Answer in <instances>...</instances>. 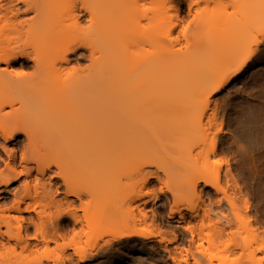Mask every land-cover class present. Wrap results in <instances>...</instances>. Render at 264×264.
Returning <instances> with one entry per match:
<instances>
[{
    "label": "rangeland",
    "instance_id": "1",
    "mask_svg": "<svg viewBox=\"0 0 264 264\" xmlns=\"http://www.w3.org/2000/svg\"><path fill=\"white\" fill-rule=\"evenodd\" d=\"M84 1L86 2L88 0H84ZM190 1L192 4L190 3L191 6L188 7ZM190 1L189 0H109L110 7L112 8V10L115 11L110 27L111 28H113L114 26L124 27L122 28V30L118 35H114L111 38V40H113V42L116 43L117 46H120L121 49L112 50L109 54L103 57L100 56L99 52L96 53L94 55V58H96L97 62L95 63L94 58L93 57L90 58L91 56L89 51L81 48L80 50H78L76 55L68 54L67 55V57L69 58L67 59L68 63L63 64L64 65L63 68L64 67L68 68V66L70 65L68 69L66 68L67 71L66 69H64L63 72L65 71L68 72V70L70 71L74 68L75 70L74 72H77L78 75L83 74L81 73L82 71L88 72L85 71L88 68L87 67L88 65H91L89 66L91 69L94 68L95 70L94 73L95 72L98 73L101 72V70H103L106 65L110 66V65L118 64L116 68V74L119 77H124L126 79L132 78L127 85H124L121 88L118 85L112 86L110 88H105L101 86L97 90L96 95H100L105 92L108 94H114L121 89H124L130 93H138L144 89H148L149 91H154L158 89L161 93L160 95H162V99H164L165 96L168 94V92L175 93L182 90L181 87L182 85L178 83V79H177V76L179 74H184L185 72H190L194 74L191 77L192 80L190 84L192 86L196 84L199 87L207 86L206 83L212 80L211 75L214 74L211 72L212 70H214L215 73L221 72L223 74L222 76H229L225 86L219 92L215 94H211L210 97L208 98L209 100L208 107L209 105L211 107L205 110L206 114L204 113L203 116L204 118H202V120L206 119L205 121L207 122V119L210 118V117L208 118L207 115H209L212 112L211 110L214 108V105L216 104L217 107L214 108V109L217 108V110L214 111L216 113V116L214 115L215 117H213L215 120L211 118V120L213 121L211 122L212 125L210 124L207 125V123H209L211 120L207 123L203 121L204 123L202 122L203 125L201 124L202 126L200 125V127L196 125L193 127L192 124L191 125L192 127H187L183 129L182 132L179 131L180 134L178 136H175L173 134L176 132V131L173 132L174 128H172L173 130L171 131V126L172 124L176 123V121L180 122V120H182L185 116L189 117V115H193L196 113L195 111L196 104L198 102H201V100H203L204 98L203 97L204 93L205 92L207 93V91L200 92L199 90L201 89H199L198 90L199 93L197 95L195 92H194L195 94H193L196 96L192 98L190 97L189 99V97L185 94V96L188 97L186 100L185 99L180 100L179 98H177L175 102L172 103L170 106L165 105L166 109L163 110L161 109L158 110L155 107L156 105L154 106V104H152L150 108L146 110L143 117V119L145 118L144 120H147L144 122L151 123L150 128L152 129L148 128L150 129V131L146 128V131L144 130V133L140 131V133H138L137 136H133L123 142L118 141V139L114 137L105 136L101 132L98 133V139H97L98 146L102 147L104 145L105 146L107 145V149L110 148L109 150H112L111 148H116V149L118 148V150L117 151L116 149L112 150V151H116V153L112 158V160L109 162L110 168L104 163L110 169L107 171L109 172L108 176L112 178V185L106 187L105 185L104 186L101 185L100 184L101 182L99 181L100 182L99 183L100 186H99L98 183L96 182L97 184L95 185L97 186L93 185L95 187L93 188L95 189V192L94 191L91 192L92 188L89 191L91 192V195L92 193H95L96 195L95 197H98L99 199L94 198L93 197L94 195L89 197H87L88 195H86L87 198L86 203L87 202L90 203V204L87 203L88 205L87 210L90 207V209L91 208L93 209L92 211L93 213L94 212L93 207L98 206L97 203L100 205L101 203L102 205H105L109 200L111 201L112 199H114V201L112 202H116L118 199H120L119 203H121V201L124 200L123 197L131 201V202L126 201L127 203H129V205H131V207L132 204L135 205L136 203L137 205V203L144 201L145 204L142 205V207L144 208V212L146 213L147 216L145 223H140L138 219H136L139 218V214L136 209H133L132 214H131L132 211L130 213L129 211H127L128 213L127 212L123 213L125 216L121 215L122 218L120 217L125 221L124 225L126 227L124 225H119L120 219L118 215L117 216L115 215L116 216L115 218L114 217L112 218L111 216L107 221V225L111 231H114L115 229H119V228L130 227V224L131 227L137 225V227L136 226L134 227L136 229L147 227L154 232V233L152 232L153 237L150 236L147 238H141L138 236L137 237L130 236L132 239L131 238L128 239V237H124L126 238V241H124L125 239L121 237L123 238V240L121 238H119L118 240L113 239L112 240L113 243L111 242L110 245L107 246L102 245V243L107 240L105 238L110 239L109 238L110 235L108 237L105 235V233L104 235H102L103 234L102 226L104 227L105 224L104 221L102 222L100 218L99 219L97 218V220H95L96 221L95 225L97 226V223H99V225L97 227H95V225L93 226L95 228L100 227L101 230L100 234L98 233L100 231L98 230L99 228L96 230L97 233L96 232L93 233L95 231V228H93L92 226L90 228V231L88 230V228L84 229V233L89 231L90 234L87 233L85 235L83 233V235L81 234L79 239L78 238L74 239L72 246H68V248L64 247L63 250L64 252L62 253H65V255L69 257L68 260H70V261L68 260L65 261L67 257L66 256L63 257V255L61 254V249H58L59 247H57V245H59L58 243L62 244L64 241L65 243L69 242V240L72 237L73 231L71 228L70 219H68V217L66 216H63L61 218L62 220L60 221V223L63 226V232L65 233V237H66L64 238V241L58 239V242L56 243L50 242L49 244H47V246H44V244L42 245L40 242H38L41 236L36 235L35 237L36 239L33 237L35 235L34 232L35 230L33 226L30 224L31 220L37 221L38 215H40V217L42 218L43 221H45V223L49 222V215L55 213L56 210L55 208H51V206L47 205L46 203H48L49 200L47 201L48 198L45 197L46 198L45 199L43 197L45 195L44 192H46L45 189L48 188L49 186L48 182H50L52 186L58 184L62 185V186L58 185L60 187L58 188L54 197L55 200L60 202L62 201L61 203L64 204L62 209L63 208L66 209V205H65L66 199L72 201L74 200L75 201L73 204L74 206L78 205V200H75V198L72 196H66L67 198L66 199L64 198L65 197L64 187L67 188L68 184L67 186L66 185L64 186L62 184L61 178H59L60 176L59 177L56 176V173H59L57 171L60 170L61 176H62V172L63 173L65 172L66 174L64 173L63 175L68 179V182H72V185L74 186L79 187L78 185L80 184L81 186V183L83 182L79 183L80 182L79 180L78 183L75 182L77 180H75V178L72 175L73 174L72 171L74 170H72L73 168L71 169L70 166L71 163L69 162L70 159H68V161L64 164L63 171L62 168L58 169L59 167H55L54 165L50 166L49 169L46 167L50 156L48 149L49 147H46V144H43L46 140L45 141L43 140L44 142L42 141L41 143V146L43 144L45 148L41 147L42 150H40L38 154L29 156V154L27 153L28 155L27 158L30 159L29 161L30 163L29 162L27 164H25L24 162L20 163L21 162L20 155L22 153V150H24L22 146L26 145L27 141L25 139L26 136L22 132H18L15 140L9 142H4L0 138V159H1L0 161H3L0 162V180L5 177L11 178L12 175L18 173L17 174L18 176L14 178V180H12L10 184L4 185L0 183V230H3L4 232V230L6 229L9 230V228L11 229L13 228L12 232L13 230L15 232L17 225L20 224L19 226H21L20 230L22 235L29 236L30 240L28 238L27 240L29 241L30 244L31 243L32 244L28 246L29 247L27 248L28 251H25L22 250L20 246L14 245L15 244L14 240H8V237H6L7 235L0 234V243H4V245L6 244L10 247L15 246L14 248L15 252L13 251L14 257H12L13 252L12 253L10 252L11 256L6 255L8 253L7 252L8 248L6 249L7 252V253L5 252L6 254L4 253L3 250H1L2 248H0V264H53L54 263L52 261L54 258L53 255H55L56 252L62 255V257L64 258V262H58L55 264H62V263L63 264H97V263L117 264L116 257L121 254V251L123 254H125L126 251L129 252L128 250L131 249L129 247H132L133 246L132 244H134V246H136L139 249H143L142 251H146V252L149 251L148 248H150L151 253L153 255L156 253L154 255V258L156 259L158 252L157 248L160 249L161 247L160 245L162 243L159 242L161 237L165 239L171 238L169 240H172V242L170 243L171 245L168 244V247L170 248V250L176 251L178 257L183 258V256L186 257L185 255L191 256L190 253L191 248H192L191 249L192 254L195 255L196 241L197 242L199 241L197 239L196 234H194L195 235L194 241H192L191 233H189V230L185 229L184 226L185 223L188 221H191V225L195 224L194 219L190 217L191 216L190 214H193L192 212L196 214L194 209L197 211V214H199L200 216L203 214L204 211L210 209V212L207 211V213L209 212L208 214L210 215L209 218L212 217L211 222L214 221L213 219L219 217L218 220L217 219L216 220L218 221V223L219 221L221 223V221L223 222L224 219L226 220L231 217L230 218L231 220L230 219L228 220L230 221V224L232 223V221H233L232 224L238 222L239 225V223H241V221H238V219L234 217L235 215H233V217L231 216L232 214H236V212L235 210H233L235 212L234 213L231 210V207L229 208L230 205L225 201L226 197L225 199L224 198L222 199V197H224L222 193L215 192V190L210 186L211 184H205L206 181H210L211 183L215 179H217L216 181L218 185L221 186L223 189H225L226 194H228L231 197V199L235 201L233 202L237 204L238 206L237 209L239 210L241 209L240 210L241 215L245 217V219L247 218L250 220L251 226L253 227V229L256 230L255 231L256 233L254 232V236H256L258 232H259L258 233L259 238L261 236H264V0H190ZM104 2L105 0H89L88 4L92 3L90 4V6L94 5V7L96 6L95 7L96 9H100L102 3ZM78 3H80L82 7H84L83 3L80 2V0ZM77 5L78 6H76L75 9L78 8L79 10L78 9L75 10L76 11L75 15L77 16V14L79 13L77 19L78 20L80 19L79 20L80 25L82 24L80 27L83 29H85V27L86 29H90V27L88 28L87 26H89V23H91L93 20H90V22L88 23L90 15L89 12H87L88 11L87 7H86L87 11L85 10L87 12L86 13L84 11V8L79 7L81 5L79 4ZM65 7H66L65 9L68 8L67 6ZM57 11H59V9ZM61 11L63 10L61 9ZM69 11L71 12L70 9ZM63 12L61 14L62 16L65 12L67 14V10H65L64 13ZM99 14L101 16L102 13ZM64 19L66 20V18ZM86 29L85 31L82 30L81 32H86L87 31ZM90 32L91 31L89 30L88 34H90ZM86 33H83L82 38H84L86 42H92L97 46L102 45L107 39H109V37L108 38L106 37L105 30L96 33L91 32V35H87ZM44 37L45 36L43 35H36V34L29 35V39H33V38L43 39ZM78 37L82 39L80 35ZM59 41H61V38L58 39V42ZM85 50L88 51V53ZM86 55L87 57H85ZM131 56L134 58L132 59ZM92 60L94 63L90 62ZM133 62H134V66H132ZM243 62H245L243 67L236 71V69ZM19 63L20 64L23 63L24 67H21ZM32 64L33 63H31V61L25 63L24 59H19L17 62H12L9 64V66H6L3 63L0 64L1 67H6L7 70L9 71V72L7 71L9 75L6 73L8 75L6 76L8 86L10 82L14 81L12 82V84L10 83V85H12V88L11 87L10 88L11 89L14 88L15 92L17 91V93H19L18 96L20 94L22 95L19 96L20 98L18 97L19 99H22L23 97L25 100H27L28 97V99L33 101V99H31V96L30 98L29 96H27L30 92L31 94L36 93L37 95L39 94V92L40 94L43 92L42 94L44 98L47 95L45 99L46 103L47 101L49 102V100L52 103L53 102L52 99L56 101L55 98V94L57 95L55 88L56 85H54V89L53 87H48L49 85L46 84L45 75L43 76L42 72L39 73L33 70ZM77 67H80L82 69V71L79 69L80 73L78 72ZM204 67L208 71L207 73L205 72L206 74H202V69ZM200 69H201V73H199ZM18 75H21V77L22 75H26V76L29 75L27 82L23 81L24 84L23 83L18 84L17 82L18 81L21 82L20 81L21 79L15 82V79L13 80V78H17V77L19 78ZM62 75H64L63 77H65L66 75H70V74L65 73ZM24 79L25 78L23 77V80ZM219 80H221V78ZM13 84L15 85V87L13 86ZM212 84H214V82ZM23 88H25L28 91H30L31 89V91L27 94L26 91H23L24 90ZM37 88L39 89L36 90ZM48 88L51 89L49 93H48L49 90ZM191 88L192 87H188L186 91L188 92L189 90H191ZM40 89L44 91L41 92ZM52 89L54 91H52ZM21 90L22 93L19 92ZM205 90L208 89L206 88ZM33 91L35 93H33ZM24 93L26 94V97ZM40 97L42 98V95H40ZM72 97L65 99H63L64 97H62L61 99L58 98L57 99L58 102L54 101L55 103L53 102V105L51 103L46 104V105L50 104V107L55 106L54 108H49V106L48 107L44 106L45 103L43 104L41 102L43 104V107L45 108L47 107L48 109H45L42 112L39 110L40 114L38 116L36 115L37 117L33 112L32 114L34 115V118H32L33 117L32 116L30 118L32 120L27 119L30 122L28 121L25 122H27V125L32 127L33 130L34 129L35 130L42 129V131L46 130L43 126L49 121L51 123L54 121V117L52 118L51 116H55L56 118V115L53 114L58 113L62 109L69 110L71 108L72 110L76 108V107L74 108V106H78L77 104L79 102L77 103L76 101L82 98L76 97L77 98L76 100L75 96ZM47 98L49 100H47ZM45 100L43 99V101ZM59 100H63V101H59ZM17 101L20 102V100ZM17 101H15L16 103L13 104V106H7V105L3 107L0 106V115L2 114L3 116L5 115L6 117L12 116L11 114L7 115L6 113L11 112L13 110V107L22 108L21 111L19 110L20 113L19 116H21V112H23L24 114H28L27 112L25 113V110H27V107H29V105H26V108L24 110L22 105L23 103L20 105V103H18ZM41 103H39V105ZM30 106H31L30 108H32V106L34 107V105L32 104H30ZM143 106L144 103L141 100H135L133 102H129L127 106V111L130 112L134 108H136L137 110L142 109ZM209 110L211 111L210 113L208 112ZM24 114H22V117L20 118L24 119L26 117ZM119 117L120 115L116 113L108 114L102 119V121L113 122L118 120ZM9 118L6 119L9 120ZM18 121H20V119ZM49 124L50 123H48V125ZM38 134H40V131L38 132ZM39 136L37 135L36 137ZM42 137L44 138L43 135ZM213 140H215L214 153L206 155L207 154L206 150H208ZM47 144L49 143L47 142ZM1 146H4L5 150H3V148L1 149ZM46 148L48 149V152ZM11 153L13 156L11 155ZM8 154L11 155V159L14 158L13 159L14 162L10 158H9L10 160L8 159L7 157ZM189 157L195 158L196 162L194 159L191 158L190 161L191 160L194 161L190 162L188 160ZM39 159L41 160L40 163L41 166L39 164L40 167H38L36 163V161ZM7 161H9V163L13 162L10 165H13L15 173L14 172L12 173L10 171L11 173L8 174L9 169L4 167L5 166L4 164ZM184 161H188V162L183 164ZM206 161L207 163L204 165L206 167L204 168L202 164L203 162ZM104 164L99 163V166L103 168L105 166ZM195 164H199L203 168L199 169L200 167L199 168L196 167ZM21 165L22 166L26 165L28 169L26 170L23 169ZM26 171L28 172L27 174L25 173ZM102 171H104V169H102ZM102 171L100 170V172L98 173L99 175L97 174L100 178L103 177ZM142 172L143 173L150 172L155 174L157 173L158 178L152 177L148 180V182L142 185L141 175H144ZM98 178L97 180H100ZM102 179L103 178H101V180ZM194 179L195 180L197 179L196 181L197 183L193 187L192 183L195 182ZM220 194H222L223 196H221ZM92 198H94V201L98 200L99 202L95 201L97 202L95 205V203H93L94 201L91 202ZM34 199L37 200V204H38V205L36 204L37 206L35 205L36 208L38 206L41 207V208H37L36 211L39 213L40 210L41 214L40 213L38 214L33 210L35 212L34 213L31 210L33 208H30L28 211H21L20 209L21 211V212L19 211L20 213L11 210H9L8 212V210L6 211V209L5 211L3 209L2 211L1 209L2 207L6 208L7 206V208H9L12 207L13 204L15 205L19 203L18 206L23 210L26 203L23 204L22 201L24 202L26 201L28 203L30 201L34 202L35 201ZM176 203L178 204L175 206V208L181 207L179 211L184 216V220H185L184 222H180L178 220V214L176 213L173 216H171V218H169L168 216L170 210H172V208L175 209L174 205ZM181 203L182 206H180ZM39 204L41 205L46 204L47 208ZM100 205L99 207L102 206ZM190 208L193 211H191ZM202 210L204 211L201 212ZM118 212L120 213V211ZM87 213L91 214L89 210L87 211ZM220 216H222V219H220ZM132 218L135 220L133 221ZM233 219H236L237 222H235ZM123 220L121 221L123 222ZM50 221H54V220L52 219ZM99 221H101V223ZM132 221L134 223L137 222V224L133 225L131 223ZM68 222L70 223L68 224ZM127 223L129 224V226L126 225ZM210 223L208 224L212 225L214 222H212L211 224ZM110 225L111 226L116 225V226H114L115 228L114 227L111 228ZM236 225H232V227H229L230 230L228 229V227H226L225 232L231 230H235L236 232L237 229L233 228V226L235 227ZM241 226H245V225L240 224V226H237L236 228L239 227L241 228ZM240 228L238 229L239 231L237 230L238 233L236 232L237 237H235L236 235L233 236L235 234L234 231H233L234 234H231L230 232L228 233L223 232L225 233L224 235L222 233L223 237L222 236L218 237L219 235L218 236L213 235L215 233H212L211 229H209L211 231V237L216 236L220 241L218 240L219 242H217L216 241L217 238H215L216 240L214 239L217 243L213 240L214 241L213 243L216 244L215 247L213 246L214 244L208 245L209 243L205 241L206 239L203 240L201 242V244L203 245L202 247L203 251L202 250L201 251L203 253H199L196 250V253L200 254V255L196 254L197 256H199L198 257L199 260L205 263L207 262L208 264L209 262L210 264H231V263L233 264V262H231L230 259H233V261L236 260L237 259L236 254L238 252H241V250H243L245 255L240 253L241 256L243 255L244 257L239 261L237 260L239 263L236 262V264L237 263L264 264V250H262L263 252L256 250L257 243H255V240L253 241L252 239V237L254 238L252 234L253 232H251L250 228L246 229V227H242L241 228L242 231L240 230ZM244 229H246V231L247 230L250 231L252 235L248 234L249 232H245ZM227 234L228 236L226 237ZM230 235H232L231 238L235 237L237 241L238 240L240 241L239 243L240 245L238 244L236 245L238 247L242 246L240 247L241 249L230 245L232 243H230L229 245L227 244ZM94 236L95 238L96 236L97 237L100 236V237L95 239ZM257 237L256 240H258ZM138 239L140 241L145 239L144 240L145 242L144 241L139 242ZM115 240L117 242H114ZM130 241L132 242V244L127 243ZM133 241L136 243H134ZM244 241L249 243L247 244L248 247L245 245ZM241 242L244 243L243 244L244 247H247L244 248L245 250L243 249V245H241ZM34 243L36 244L39 243L38 246H36L38 248L33 246L36 245ZM116 243L117 245H115ZM125 243L128 245H126ZM144 243L145 246L147 245L148 247L147 246L145 247ZM225 244L228 245L227 248L231 252L233 251L235 254L232 253L229 254L230 251L228 252V249L227 251H225L223 249V247L225 248ZM96 245L97 246L99 245L98 246L99 249ZM74 246L76 249L79 248L77 249L79 252L83 251L84 253L85 251V253L88 256L90 252L93 254L96 252L98 255L96 253L95 254L97 256L95 254H94L95 256L93 254H90L91 256L93 255V257L90 258L89 256L86 260L80 261L77 254L73 252ZM95 246L97 247L96 249L97 251L95 250ZM229 246H231L230 247L231 249L234 250L236 249V250L235 251L231 250ZM103 247H105L104 248L105 250L103 249ZM114 247L116 248L114 249ZM189 247H190L189 250L186 249ZM93 248L95 250L94 252H92ZM101 249L107 251L106 253L108 254L105 255V252ZM185 249L189 251V254L184 253ZM253 249H254V255L252 256L251 254L248 253H251L249 251ZM109 250H112L111 253ZM222 250H224L226 253H224V251ZM2 251L3 254H1ZM180 251H183L182 252L183 254L180 253ZM114 253L118 255L116 256ZM99 254L101 257L99 256ZM225 254L226 257L225 256L220 257ZM196 255L195 257H197ZM202 255L207 258L203 257ZM47 256L53 257L50 258V260L52 259L51 260L52 263L50 260L47 259L48 258ZM107 256L109 257L108 259L106 258ZM190 256L186 257L187 259L186 263L195 264L191 262L193 260H192V256L191 257ZM201 256L205 259H202ZM250 256H252V258L254 257L253 259H251L252 261L249 259L251 258ZM4 257L6 260L4 259ZM219 257L222 258V260L224 261L220 260ZM228 257L229 259L227 260L226 258ZM105 258L107 262L105 261ZM112 260L113 262H111ZM160 262L162 261H158L156 263L161 264ZM162 263L172 264L173 262L170 259L165 258Z\"/></svg>",
    "mask_w": 264,
    "mask_h": 264
},
{
    "label": "bare ground",
    "instance_id": "2",
    "mask_svg": "<svg viewBox=\"0 0 264 264\" xmlns=\"http://www.w3.org/2000/svg\"><path fill=\"white\" fill-rule=\"evenodd\" d=\"M78 2H79V0H0V64L3 63L6 66H9L10 63L17 62L19 59H24L25 63L28 62V61H31V63H33L32 64L33 65L32 66L33 70H35V71H37L39 73L42 72L43 76L45 75L46 84L49 85L48 87H53V89H54V85H56V87H55L56 88V92H57V95L55 94L56 101L50 97L53 100V102L54 101L58 102L57 99L58 98L61 99L62 97H64L63 99L69 98V97L71 98L72 96H75V98L76 97L82 98V99H80V100L78 99V101H76L77 103L79 102L78 104L75 102L78 105V106H74V108L76 107L75 109L71 110V108H70L71 105H70V107H69L70 109L69 110L67 109L68 107L66 108L67 110H65V109L61 110L62 112L64 111L63 114H62L61 111H59L56 114H53V115H56L57 119L55 118V116H51L52 118L54 117V121L52 119L53 122L51 123L49 121L50 118L48 119L49 122H47L43 126L46 130H43V131H42V129H37V130L34 129L33 130V128L28 126L27 122H25V121L30 122L27 119H30L32 116H33L32 118H34V115L32 113L34 112L35 116L36 115L38 116L40 114L39 112L40 111L42 112L43 110L48 109L47 108L48 106H49V108H54L55 106L54 107H50V104L46 105L47 103H51V102L47 98V100H49V102L47 101V103H46L45 99H46L47 95L44 98V96L42 94L43 93L42 91H44V90L40 89L41 92H42L41 94L39 92V94L42 95V98L40 97L39 94L37 95L34 92V91L38 90L39 88H37L36 90L33 91V93H35V94H31V92H30L31 89H30V91H28L25 88H23L24 89L23 91H26L27 94L30 92L29 94H31V95L28 94L27 96H29V98L31 96V99H33V101L28 99V97H27V100H25L22 97V99H23V102H22V99H19L20 98L19 96L21 94L18 96L19 93H17V91L15 92L14 88L11 89L12 85H10V83L12 84V82H14V81L10 82L9 86H8V82H7V79H6L7 77L6 76L9 75V73H8L9 71L7 70L6 67H1L0 66V106H2V107L6 106V105L7 106H13V104H15L16 103L15 101H17V100H20V102L17 101L18 103H20V105L23 103L22 105H23V109L24 110L26 108V105H29V107H27V110H25V113L27 112L28 114H24L23 112H21V116H19L20 115L19 110L21 111L22 108L20 107L21 108L20 109L19 107L18 108H14L13 107V110H12L13 112L11 111V112L6 113L7 115L11 114L12 116H7L6 117L5 115L4 116L2 114L0 115V138L4 142H9V141L15 140L18 132H22L26 136L25 139L27 141L26 142L27 144L25 143L26 145L22 146L24 150H22V153L20 155V161H21L20 163L24 162L25 164H27L30 161V159L27 158V156H28L27 153L29 154V156L38 154L40 152V150H42L41 147L45 148V146L43 144H46V147H49L48 149H49V154H50L46 167L49 169L50 166L54 165L55 167H59L58 169L62 168V171H63L64 164L68 161V159H70L69 162L71 163L70 164L71 169L73 168L72 170H74V171H72L73 172L72 175L75 178V180H77L75 182L78 183V180H79L80 181L79 183L83 182L86 185L85 186L83 183H81V186H80V184L78 185L79 187L74 186V185H72V182H68V179L63 175L65 172L64 173L62 172V176H63L62 177L60 170L57 171L59 173H56V176L57 177L60 176L59 178H61L62 184L64 186L65 185L67 186V184H68L67 188L64 187V194H65L64 198L66 199L67 198L66 196H72V197L75 198V200H78V205L74 206L73 205L74 202H75L74 200L72 201V200L66 199L65 200L66 209H64V208L62 209V207L64 205V204L61 203L62 201L61 202L57 201L54 198L55 197V193L57 192L58 188L60 187L58 185H61V184L55 185L56 186L55 187V186H52L50 184V182H48L49 186H48V188L45 189L46 192H44L45 195L43 197L44 198L47 197L48 198L47 201L48 200L49 201L46 204L51 206V208H55L56 210H55V213L49 215V222H46V223H45V221L42 220L40 215H38L39 213L41 214L40 210L38 209L39 213L36 211L37 208H41V207L38 206L36 208V206L38 204H37V200H35V199L34 200L36 202L33 200L34 202L30 201L28 203L26 201L24 202V201L21 200L23 202V204L26 203L25 207L23 208V210H22V208H20L18 206L19 203L15 204V205L13 204L14 206L12 205V207H9V208H7V206L4 204L6 206V208L5 207L3 208L1 206L2 207L1 209H2V211H3V209H4V211L6 209V211L8 210V212H9V210H11V211H15L17 213H20L21 211H28L30 208H33L31 210L32 211L34 210L35 212L38 213V214H36V215H38V220L37 221H32L31 220V222H30V224L33 226V228L35 230L34 231L35 235L33 237L35 238L36 235L41 236V238H40V240L38 242H40L42 245L44 244V246H47V244H49L50 242L56 243V242H58V239L64 241V238H66V237H65V233L63 232V226L61 225L60 221L62 220L61 218L63 216L68 217V219H70V221H71V228H72V231H73L72 237L69 240V242L65 243V241H64L62 244L61 243H58L59 245L56 244L57 247H59L58 249H61V254L63 255V257H65V256L67 257V259L65 258L66 259L65 261H67L69 259V257L67 255H65V253H62V252H64L63 251L64 247L68 248V246H72L73 242H74V239L75 238L79 239L81 234L83 235L84 229L88 228V230L90 231L91 226L93 228L97 227L99 225V223H97V226L95 225V222H96L95 220H97V218L98 219L100 218V220L102 222L104 221V224H105L104 227L102 226V232H103L102 235H104V233H105V235L107 237L110 235V237H109L110 239L105 238L107 240L104 241L102 243V245H105V246L110 245L113 239L118 240L121 237H123V238L124 237H128V239L131 238L130 236H136V237L138 236V237H141V238H147V237H150V236L153 237V233L154 232L152 230H150L149 228L145 227V228L136 229L134 227L135 226L137 227V225H135L134 227H131V224H130V227L125 228L126 227L124 225L125 221L123 219H121L122 216L124 215L123 213H126L127 211H129V213H130L132 211L131 212V214H132L133 213V209H136L138 214H139V218H136V219H138V221L140 223H145V220L147 219V216H146V213L144 212V208L142 207V205L145 204L144 201H142L140 203H137V205H136V203H135V205L132 204V207H131V205H129V203L126 202V201H128V202H131V201H129L125 197H123L124 200H122V197H121V200H122L121 203H119L120 199L117 200L118 203H117L116 200H115L116 202H112V201H114V199H112L111 201L109 200L106 204L104 203L105 205H102V203L100 202L102 206L100 204H98L97 202H95V201H98V200L94 201V198H98V197H95L96 196L95 193H92V195H91V192H93V191L95 192V189H93V188H95L94 186H97L95 184L98 183V185H99V183L101 182L100 184L103 185V186L105 185L106 187L112 185V178H110V176H108L109 172L107 170H110L109 169L110 168V166H109L110 163L109 162L112 160V158L114 157L116 151L118 150V148L117 149L116 148H111L112 150L116 149V151L109 150L110 148L108 147L109 149H107V145L106 146L104 145L105 147L104 146H102V147L98 146V143H97L98 133L101 132L105 136H111V137H114V138L118 139V141L123 142V141H125V140H127V139H129V138H131L133 136H137V134L140 133V131L144 133V130L146 131V128L148 129V128L151 127L150 126L151 123L144 122V121H147V120H144L145 118L143 119V117H144V113L146 112V110L149 109L152 104H154V106L156 105L155 107L158 110H160V109L163 110V109H166L165 108L166 106H170L172 103H174L177 98H179L180 100H183V99L186 100L188 97L190 99V97L192 98V97L196 96L199 93V91L200 92L201 91H204V92L207 91V93L206 92L204 93L203 100H201V102H198L196 104V107H195L196 108L195 109L196 113L193 114L194 116L193 115H189L190 118L192 117L191 119L188 116H185V117L183 116L184 118L182 120H180V122L176 121V123H174V124L178 123L177 125L172 124L171 131L173 130L172 128H174L173 132H175V131L176 132L173 133V134L175 136H178L180 134L179 131L182 132L183 129H185L187 127H192L191 126L192 124H193V127L195 125L200 127L202 122L206 120V119L202 120V118H204L203 116H204L205 110L208 109L209 107H211L210 105L208 107V102H209L208 98L210 97L211 94H215V93L219 92L225 86L226 82L228 81V77H229V76H222L223 74L221 72H216L215 73L214 70H212L211 72L214 73V74L211 75V79L212 80L210 79L211 81L210 82L208 81L209 83L208 82L206 83L207 86H205V87L204 86H200L199 87V86H197L195 84L194 85L195 87H194V86H192L190 84L191 80H192L191 77L194 74H192L190 72H185L184 74H179L177 76V79H178V83L182 85L181 86L182 90H180L178 92H175V93L174 92L173 93L172 92H170V93L168 92V94L165 96L164 99H162V95H160L161 93H160V91L158 89H156L154 91H149L148 89H144V90H142V91H140L138 93H130V92L124 90V89H121V90H119L118 92H116L114 94H108V93L105 92L103 94L96 95L97 94V90L101 86L105 87V88H110L112 86L118 85L121 88L122 86L127 85L129 83V81H131L132 78L131 79L130 78L126 79L124 77H119L116 74V68H117L118 64H114V65H110V66L106 65L104 67V69L101 70V72H98V73L97 72L94 73V71H95L94 68L92 67L93 69H91L89 67L91 65L87 66L89 69L87 67H86L87 69L83 68V69H86L85 71H88V72H84V71H82V69L80 67H77L78 68V72L80 73V70H81L82 71L81 73H83V74H79V75H78L77 72H74L75 71L74 68L72 70H70V71L68 70V72L72 71L71 72L72 75H71V73L66 72L70 65L68 64L69 66H68V68L66 67L67 68L66 69L65 67L63 68V66H64L63 64L64 63H66V64L68 63V61H67V59H69L67 57L68 54L76 55L78 50H80L81 48L86 49V50L89 51L90 56H91L90 58H92V57L94 58V55L96 53H98V52H99L100 56L103 57V56H106L107 54H109L112 50H120L121 47L117 46V44L114 43L113 40H111V38L114 35H118L120 33V31L122 30V28H124V27H118V26H114L113 28L110 27V24H111V21L113 19L114 14H115V11L112 10V8L110 7L109 0H105V2L102 3L100 9H96L95 8L96 6L94 7V5L90 6V4H92V3L88 4L89 0L86 1L88 6L86 5V2L84 0H80V2L83 3L84 7H82V5L80 3H78ZM190 3H191V1L189 2L188 7L191 6L192 3L191 4ZM77 4L81 5L79 7L84 8V11L86 10V7H87L88 11L87 10L86 11L89 12V15H90L88 23L90 22V20L94 21V22L92 21L93 24L91 22V23H89V26H87L88 28L90 27V29H86V27H85V29L87 30L86 31L87 33L86 32H81L82 30L85 31V29L80 27L82 24L80 25V21H79L80 19L79 20L77 19V16H78L79 13L77 14V16L75 15L76 14L75 10L78 9V8L75 9V7L78 6ZM65 6H67L68 8L65 9L66 8ZM58 9H59V11H57ZM61 9L64 12H65V10H67V14H66V12L64 13L63 11H61ZM69 9L71 10V12L69 11ZM60 11H61V14H62V12L64 13L63 16L64 15H66V16L63 17L60 14ZM99 13H102L101 16H100ZM68 15H69L70 19L68 18ZM62 18H63V21H65V22L62 21ZM64 18H66V20ZM64 23H67V24H64ZM90 24H92V25H90ZM89 30L92 33H96V32L105 30L106 37L107 38L109 37V39H107L100 46H97V45L93 44L92 42H86L84 40V38H82V35H83V33H86L87 35H91V32H90V34H88ZM31 34L43 35L45 37L43 39H38V38L29 39V35H31ZM79 35L84 41L78 37ZM60 38H61V41L58 42V39H60ZM88 51H86V52L88 53ZM83 56H84V54H83ZM85 57H87V55ZM131 58L133 59L134 57L131 56ZM94 60H95L94 62L96 63L97 62L96 58H94ZM90 62L94 63L93 60L90 61ZM244 63L245 62H243L236 69V71L241 69L243 67ZM20 66L24 67V64L21 63ZM77 66H79V65H77ZM132 66H134V62L132 63ZM64 69H66L65 72H63ZM205 72L207 73L208 71L204 67L202 69V74H206ZM33 73H34V71H33ZM65 73L70 74V75H66L65 77H63L64 75H62V74H65ZM199 73H201V69L199 70ZM218 75L221 76V77H219ZM10 76H12V75H10ZM18 76H19V78L18 77L17 78H13L12 77L13 80L15 79V82H17L18 80L21 79L20 80L21 82H19V81L17 82L18 84L23 83V81L27 82L28 77H29V75L28 76L22 75V77H21V75H18ZM23 77L25 78L24 80H23ZM26 77H27V79H26ZM220 78H221V80H219ZM213 82H214V84H212ZM215 82H216V84H215ZM51 85H53V86H51ZM13 86L15 87L14 84H13ZM188 87H192L193 90L191 88V90H189L187 92L186 90H187ZM206 88L208 90H205ZM45 89H47V88H45ZM48 89H49L48 90V93H49L51 89L50 88H48ZM53 89H52V91H54ZM199 89H201V90H199ZM11 90H14V91H11ZM181 91L182 92L184 91V92L182 93ZM13 92H15V93H13ZM19 92L22 93V90L19 91ZM194 92L196 93V95H193V94H195ZM44 93H46V92H44ZM48 93H46V94H48ZM185 94L188 97L185 96ZM32 95H34V96H32ZM25 97H26V94H25ZM39 97L41 98V100H40ZM72 98H74V97H72ZM43 99L45 101H43ZM76 100H77V98H76ZM135 100H141L144 103L143 108L142 109H138V110L136 108H134V109H132V111L128 112L127 111V106L129 104V102H133ZM34 101H35L36 104L34 103ZM59 101H63V100H59ZM25 102H26V104H25ZM28 102L30 104L34 105V107L32 106L33 110H32V108H30L31 106H30V104ZM41 102L43 104L45 103L44 106H47V107L46 108L43 107V104ZM53 102L51 103L52 105H53ZM39 103H41V104L39 105ZM215 105H214V108L217 107V105L216 106ZM214 108L213 109L211 108L212 112L210 110L208 111L209 113L210 112L211 113L209 115H207L208 118L210 117L209 119H207V122H209L211 120V118L216 116V113L214 111L217 110V108L216 109H214ZM34 109H35V111H34ZM36 110H37V113H36ZM29 113H31V114H29ZM113 113H116V114L120 115L118 120L113 121V122H103L102 121V119L106 115L113 114ZM22 114H24L26 116L25 117L26 119L25 118L24 119L20 118V117H22ZM57 114H59V115H57ZM6 118H9V120L6 119ZM19 119H20V121H18ZM30 120H32V119H30ZM211 122H213V121L211 120L209 123H207V125H209V124L212 125ZM48 123H50V124L48 125ZM29 128H31V129H29ZM150 129H152V128H150ZM150 129H148V130L150 131ZM38 130L40 131V134H38V132H39ZM35 135L36 136L40 135V136L36 137ZM42 135L44 136V138L42 137ZM45 138H47V139H45ZM40 140H41V142H40ZM43 140L44 141L46 140V141L44 142ZM42 141L44 143L41 146ZM47 142L49 144H47ZM2 148H3V150H5L4 146H1V149ZM48 149H47V152H48ZM214 149H215V140L212 141L210 147L208 148V150H206V153H207L206 155L213 154L214 153ZM6 151H7V149H6ZM7 153H8V151H7ZM11 155H12V153H11ZM11 155L8 154V156H7L8 159L9 158L11 159ZM190 158L194 159L195 162H196V159L192 158V157H189V159H188L189 161H190ZM13 159H11V160L14 162ZM194 160H191V161H194ZM4 161H6V160H4ZM207 161L203 162V164H202L204 168L206 167L204 165L207 163ZM0 162H3V161H0ZM13 162L9 163V161H7L4 164L5 165L4 167L9 169L8 174H10L11 172L12 173L14 172L13 165H10ZM187 162L188 161H184L183 164L187 163ZM36 163H37L38 167L41 166V164H40L41 160L40 159L37 160ZM99 163H103V164L105 163L109 168L105 164H104L105 168L104 167L101 168L99 166ZM39 164H40V166H39ZM195 165L198 168L200 167L199 169L203 168L199 164H195ZM22 167L25 170L28 169V167L26 165L22 166ZM102 169H104V171H102ZM100 170L102 171V174H103V177H101V178H103L102 180L98 176L99 175L98 173L100 172ZM27 171L25 172L26 174L28 173ZM74 172H76V173H74ZM103 172H105V173H103ZM17 174L12 175L11 178H6L5 177V178L1 179L0 183L4 184V185L10 184L12 182V180H14V178H16L18 176ZM143 174L144 175H141L142 176L141 177L142 185H144L146 182H148V180L150 178H152V177L153 178H158L157 177L158 176L157 173H156L157 175L155 173H150V172L149 173H145L144 172ZM62 178H63V180H62ZM97 178L100 179V180H97ZM216 180L217 179L213 180L211 183H210V181H206L205 180L206 181L205 184H211L210 186L215 190V192L222 193L224 195V197H222V199L223 198L225 199V197H226L225 201H226V203H228L230 205L229 208L231 207V210L232 211L235 210V212H236V214H232L231 216L233 217V215H235L234 217H236V219H238V221H241V223H239V225H238V222L236 221V219H233L237 223L234 222L235 224H232L233 223V221H232V223L230 224V221H228L231 218L230 217L229 219H226V220L223 218L224 221L223 222L221 221V223L219 221V223H220L219 224L218 221H217L218 218H219L218 217V218H216L217 220L213 219L214 221H212L215 224L213 223L212 225H209L208 223L211 222V218H212V217L209 218L210 215H208L209 212H210V209L209 210L205 209V210L209 211L208 213H207V211L202 210L201 212H203V211L204 212H203V214L201 216L199 214H197V211L194 209L196 214H194V212H192L193 214H190L191 215L190 217H192V219H194V223L195 224L191 225V221H188V222L185 223L184 226H185V229L189 230V233H191V237H192L191 240L194 241V237H195L194 234H196L197 239L199 241V242L196 241L195 255L196 254L200 255L199 253H203L202 252L203 251L202 250L203 245L201 244V242L203 240L206 239L205 241L207 243H209L208 245L214 244L213 242L216 240L215 239V238H217L216 236L219 235L218 237H221L222 233L225 232V230H226L225 228L226 227H228L229 230H230L229 227H232V225H236V224L237 225L235 227L233 226V228L237 229V230L240 227L239 228H236V227L240 226V224L245 225V226H241V228L242 227H246V229H248V228L252 227L250 220L247 219V218L245 219V217H243L241 215V213H240L241 209L240 210L237 209L238 206H237V204L234 203L235 201L232 200L231 197L228 194H226L225 189H223L221 186H219ZM194 181L195 182L192 183L193 187L196 185L197 179L196 180L194 179ZM43 185H44V183H43ZM91 188H92V190H91ZM43 189H44V186H43ZM89 190H91V192ZM222 194H220V195L223 196ZM86 195H88L87 197L94 195L93 196L94 198H92V201L91 200L90 201L91 202L94 201L93 203H95V205L97 203V205H98V206H94L93 207L94 208V212L93 213H92L93 209L92 208L90 209V207H89L88 210H89V212L91 214L87 213V211H88L87 210V207H88L87 203L88 202L86 203V201H87ZM226 195H228V196H226ZM90 199H91V197H90ZM88 200H89V198H88ZM219 200H221V199H219ZM88 204H90V203H88ZM177 204L178 203H176L174 205V208H175V206ZM216 204H218V203H216ZM39 205H41V204H39ZM45 205H41V206H44V207L47 208V205L46 206ZM99 205L101 207H99ZM188 205H190V204H188ZM180 206H182V203L180 204ZM187 207H190V206H187ZM180 208L179 207L175 208V209L172 208V210H170V212L168 214L169 218H171V216H173L176 213V214H178V220L180 222H184L185 221L184 220V216L179 211ZM182 208H184V207H182ZM20 209H21V211H20ZM42 210H43V208H42ZM187 210H189V209H187ZM190 210L193 211L191 208H190ZM118 211H120V213ZM228 211H229V209H228ZM115 215L116 216L118 215V217L120 219L119 220V225H124L125 227L123 226L124 228H119V229H115L114 231H111L108 228L107 221L109 220V218L111 216H112V218L113 217L115 218L116 217ZM98 216H100V217H98ZM222 216H224V215H222ZM222 216H220V219H222ZM95 217H96V219H95ZM52 219L54 221H50ZM121 220H123L124 223ZM134 220L135 219H133V221ZM205 220L207 221V223H206ZM101 221H99V222L101 223ZM120 221H121L122 224L120 223ZM133 221L131 222L133 225L137 224V222L134 223ZM189 222H190V224H189ZM69 223L70 222H68V224ZM128 223L126 224L127 226H129ZM206 224H207V226H206ZM19 225H17V227L15 229L16 230L15 232H14V230L12 232L13 228L11 229V228H9L7 226L9 228V230L6 229V230H4V232H3V230H0V234L7 235L6 237H8V240H14L15 241L14 245L20 246V248L22 250L28 251V249H27V248H29L28 246L32 244V243L30 244L29 241L27 240V238L29 239L30 237L27 236V235H25L26 237L22 235L21 230H20L21 226H19ZM93 225H95V227ZM114 226H116V225H114ZM114 226H111V228L114 227ZM98 228H95V231L93 233H95L97 229L100 230V227H98ZM241 228H240V230H241ZM209 229H211L212 233H215L213 235H216V236L211 237V231ZM246 229H244L245 232H249L248 234H251V232H253L252 234L254 236V232L256 230L253 229V227L250 228L251 232L248 231V230L246 231ZM237 230H236V232H237ZM89 231H87L84 234L86 235L87 233H89ZM233 231L235 232V230H231V231H228V232H230L231 234H234ZM100 232H101V230L98 233L100 234ZM228 232L226 231L225 233H228ZM236 232L233 235V236L236 235L235 237H237ZM225 233H223V235ZM258 233H257L256 236H254V238L252 237V239H253V241L255 240V243H257L256 244V250L263 252L262 250H264V236H261L259 238V236H258L259 234ZM91 234H92V231H91ZM262 235H263V233H262ZM100 236H98V237H100ZM227 236H228V234L226 235V237ZM98 237L96 236V238H95V236H94L95 239H97ZM231 237H232V235H230V238H229L230 242L228 241L227 244L229 245L230 243H232L230 245H232V246L237 248L238 246L236 244L240 245L239 244L240 241L238 240L239 241L238 242L235 237H234L235 239L231 238ZM256 237H257L258 240H256ZM123 238H121V239L123 240ZM124 239H125L124 241H126V238H124ZM169 239H171V238H169ZM169 239H165L163 237L160 238L159 242H162V243L160 245L161 246L160 249L157 248L158 252L156 250V252H157V256H156L157 258L156 259L154 258V255L156 253L153 255L151 253L150 248H148L149 251H147V252L146 251H142L143 249L137 248L136 246H134V244H132L131 241L127 242V243H131L133 246L129 247L131 249L128 250L129 252L126 251L127 253L125 252V254H123L122 251H121L120 255L117 254L118 256L114 253L117 256L116 257L117 258L116 259L117 260L116 263L117 264H155L158 261H162L163 262V260L165 258H167V259H170L173 262L172 264H183V263L185 264L186 261H187L186 257H188L190 255H188V256L185 255L186 257L183 256V258L182 257H178V255L176 254L177 252L170 250V248L168 247V244H170L172 242V240H169ZM116 240L114 242H117ZM144 240H141V241H144ZM218 240L219 239L217 238L216 241L219 242L220 240L219 241ZM14 241H12V242H14ZM93 241H96V240H93ZM127 241H129V240H127ZM141 241L139 240V242H141ZM232 241H235V242H232ZM250 242H251V239H250ZM36 243H34V244H36ZM94 243H93V245H94ZM134 243H136V242H134ZM0 244H1L0 248H2L1 250H3L4 253L6 252V249L8 248L7 249L8 253L7 252H6L7 254L5 253L7 256H11V253L13 251L15 252V249H14L15 246L10 247V246H8L6 244L4 245V243H0ZM7 244H8V241H7ZM38 244L33 245V246L36 247V246H38ZM99 244H100V242H99ZM123 244H124V242H123ZM142 244H143V242H142ZM243 244L244 243L241 242V245H243ZM247 244H249V243L245 242L246 246H247ZM115 245H117V243ZM126 245H128V244H126ZM215 245L216 244H214L213 246H215ZM228 245L225 244V248L223 247V249L225 251H227ZM96 246H95V250L97 249V247L99 245L97 247ZM144 246H145V243H144ZM116 247H114V249ZM120 247H121V245H120ZM123 247H125V246H123ZM230 247L231 246H229V248ZM240 247H242V246H240ZM240 247H238V248H240ZM247 247H244V245H243V249L247 248ZM32 248H34V247H32ZM36 248H38V247H36ZM104 248L105 247H103V249ZM77 249H79V248H77ZM77 249L74 246V249H73L74 251L73 252L77 254V256H78L80 261L86 260L89 256L91 258L96 253L95 252L93 254L91 252L90 253L87 252V253H89V256H88L85 253V251L83 253L82 249H81L82 252H79ZM98 249H99V247H98ZM103 249H101V250H103ZM186 249L189 250L190 247L186 248ZM186 249L184 250V253L185 254L186 253L189 254V251H187ZM191 249H190V251H191L190 253H191V256H192V260H193L191 262H193L195 264H203V263H205V262L199 260V258H198L199 256L196 255L197 257H195V255L192 254V250ZM95 250L93 248L92 252H94ZM107 250H108V248H107ZM125 250H126V248H125ZM154 250H155V247H154ZM196 250L199 253H196ZM224 250H222V251H224ZM231 250H234V249H231ZM3 251H2L1 254H3ZM29 251H30V249H29ZM109 251L111 253L112 250H109ZM118 251H119V248H118ZM225 251H224V253H226ZM229 251L230 250L228 249V252ZM14 252L12 253V257H14ZM104 252H105V255L108 254V253H106L107 251H104ZM152 252H153V250H152ZM182 252L183 251H180V253H182ZM237 252H238V250H237ZM249 252H251V253H248V254H251L252 256L254 255V249L249 251ZM56 253H55V255H53L54 258L51 257V256H47L48 257L47 259L50 260V258H53V260L51 259L54 262L53 264L58 263V262H64V258L62 257V255L59 254V253H57V254ZM230 253L235 254L233 251L232 252L230 251L229 254ZM240 253L245 255L243 250H241V252H238L236 254L237 255L236 256L237 259L234 260L235 262L233 261V259H230V261L233 262V264H236V262H238L240 259H242L244 257L243 255L241 256ZM90 254H93V255L91 256ZM99 256H100V254H99ZM224 256L226 257V254L222 255L220 257H224ZM238 256H239V258H238ZM240 256H241V258H240ZM252 256H250L251 257V258H249L250 260L254 258V257L252 258ZM203 257H205V256H203ZM203 257H202V259L207 258V257H205V258H203ZM9 258H7V259H9ZM106 258L108 259L109 257L107 256ZM106 258H105V261H106ZM4 259H5V257H4ZM112 259H113V256H112ZM226 259L228 260L229 257L226 258ZM220 260H222V258H220ZM52 261H51V263H52ZM68 261H70V260H68ZM222 261H224V260H222ZM111 262H113V260ZM162 262H160V263L163 264ZM164 263H165V261H164ZM186 264H188V263H186ZM205 264H208V263L206 262ZM209 264H210V262H209Z\"/></svg>",
    "mask_w": 264,
    "mask_h": 264
}]
</instances>
